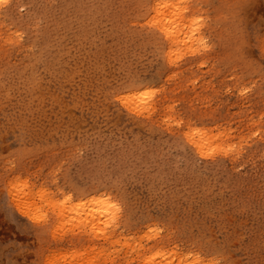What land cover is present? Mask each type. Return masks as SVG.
<instances>
[{"label": "rangeland", "instance_id": "374dc122", "mask_svg": "<svg viewBox=\"0 0 264 264\" xmlns=\"http://www.w3.org/2000/svg\"><path fill=\"white\" fill-rule=\"evenodd\" d=\"M6 1L0 264H264V0H169L175 44L154 0Z\"/></svg>", "mask_w": 264, "mask_h": 264}, {"label": "bare ground", "instance_id": "6f19581e", "mask_svg": "<svg viewBox=\"0 0 264 264\" xmlns=\"http://www.w3.org/2000/svg\"><path fill=\"white\" fill-rule=\"evenodd\" d=\"M7 2V1H6ZM157 3H159L161 6L160 7H157L156 5H157ZM168 3V4H167ZM4 4V3H3ZM169 4H171V2L169 3V0H154L153 1V3H152V5H151V9H152V11L154 12L155 11V16H157V18H158V20H156V18H155V20H156V22H154V23H156L155 25L153 24V22H152V25H153V27L154 28H159L158 30H160V32H162L163 34H164V36L166 37V39L167 40H169V41H171L173 44H175L177 41H180V37H182L181 36V32H182V34H184V32H186L187 30V28H186V26H187V24L186 23H190V21H191V19L189 18V19H187V18H185L184 17V15H183V12H179V11H181L182 9L180 8V9H178L179 8V6H178V8H176V9H178V11L177 10H175L173 7H170V8H173L172 10H174V11H171L172 12V14H170L171 12L169 11L168 13H167V10H169V9H167V7H165L164 5H169ZM170 6V5H169ZM168 6V7H169ZM172 6H174L175 7V5H174V3H172ZM167 9V10H166ZM156 13H157V15H156ZM169 15H167V14ZM158 15H163V17H164V15H165V19L163 18V17H158ZM174 15V16H173ZM151 18V17H150ZM154 18V17H153ZM159 18H160V21H159ZM161 18H163V19H161ZM187 19V20H186ZM151 20V19H150ZM149 20V21H150ZM153 20V19H152ZM190 20V21H189ZM159 21V22H158ZM187 21V22H186ZM151 22V21H150ZM192 22V21H191ZM193 22H194V19H193ZM192 24V26H194V25H196L195 24V22H194V24L193 23H191ZM190 24V25H191ZM192 26H189L188 25V27L191 29V27ZM198 26V25H197ZM195 27L196 29H198V27ZM199 27H200V25H199ZM186 28V29H185ZM195 28L193 27V29H194V31L195 32H197L196 30H195ZM189 29V30H190ZM192 30V29H191ZM199 31V30H198ZM190 32V31H189ZM188 31H187V33H189ZM192 32V31H191ZM187 33H185V34H187ZM193 33V32H192ZM184 34V36H186ZM195 34V33H194ZM194 36H196V35H194ZM194 36L193 37H191V35L190 36H186V38L188 37H191V39L192 38H194ZM198 37V36H197ZM183 38V37H182ZM185 38V37H184ZM183 38V39H184ZM185 38V39H186ZM188 40V39H187ZM195 40V39H194ZM170 42V43H171ZM182 42V41H181ZM188 43V42H187ZM181 44V43H180ZM190 44V43H189ZM182 45V44H181ZM180 45V46H181ZM185 45V44H184ZM169 46V45H168ZM179 46V47H180ZM171 47V46H170ZM178 47V46H177ZM185 47H187V46H185ZM189 47V46H188ZM198 47V46H197ZM172 48V47H171ZM174 48V47H173ZM170 49V48H169ZM187 49V48H186ZM185 49V50H186ZM196 50V49H195ZM192 51V50H191ZM190 51V52H191ZM181 52V51H180ZM184 52V51H183ZM189 52V51H188ZM194 51H192V53H193ZM168 53H170V52H168ZM175 53V52H174ZM179 54V53H178ZM170 55V54H169ZM135 94H138V93H135ZM142 94H140V96H141ZM127 96V95H126ZM128 96H129V94H128ZM133 96V95H132ZM127 97V98H129L127 101L128 102H134V101H136V100H134V101H131V98H134V97ZM138 98V97H137ZM143 99V98H142ZM138 101V100H137ZM136 101V102H137ZM145 101V100H144ZM126 102V101H125ZM124 102V103H125ZM127 103V102H126ZM129 105H131L132 103H128ZM134 104H136V103H134ZM143 105V104H142ZM131 106H133V105H131ZM137 106H139V105H137ZM136 106V107H137ZM141 106V105H140ZM135 107V106H134ZM132 108V107H131ZM138 108V107H137ZM142 108H143V106H142ZM134 109V108H133ZM136 110H138V109H136ZM142 110V109H141ZM202 131V130H201ZM204 132V131H203ZM194 134V132L192 133V134H190V136H192ZM198 134V133H197ZM202 134V133H201ZM208 136V135H207ZM195 137V136H194ZM196 137H197V135H196ZM200 137H202L201 135L199 136L198 135V138H194L193 140H192V143L198 148V150H201L202 149V146L200 145V143L202 144V142H204V144L205 143H207L208 141H204V140H206L207 138L205 137V135L203 136V137H205L204 138V140H202L203 139V137L202 138H200ZM210 138V137H209ZM199 140H200V142H199ZM217 140V139H216ZM212 141V140H211ZM215 142H217V141H215ZM209 143V142H208ZM210 144V143H209ZM203 145V144H202ZM212 145V144H211ZM210 145V146H211ZM215 145H216V143H215ZM205 145H203V147H204ZM214 146V145H213ZM221 146V148H222V145H220ZM205 148V147H204ZM216 148H217V146H216ZM213 149V148H212ZM220 149V148H219ZM218 149V150H219ZM208 150H210V149H208ZM215 150H217V149H215ZM222 150H224L223 148H222ZM210 151H213V150H210ZM200 152V151H199ZM205 152V151H204ZM224 152H226V151H224ZM201 154V153H200ZM203 155V154H202ZM213 155V154H212ZM91 196V195H90ZM109 198V197H108ZM94 200H95V198L94 197H92L90 200H88V201H86V202H84L83 204H82V206H80V209H83L84 210V212L86 213L85 214V216L86 217H82V218H87L86 220H85V222L88 224V223H91V222H95V221H97V220H101V219H104V217L106 218V215H108V214H111V213H115V212H113V207H112V203L110 202V201H106V202H102V201H96L95 203H94ZM91 202H93V203H91ZM93 205V206H91V207H89L90 205ZM116 205V204H115ZM89 207V208H88ZM78 209V208H77ZM85 210H87V212L85 211ZM71 212H73V209H71V210H67V211H64L63 212V214H61V216L64 218V217H67V216H69V214L71 213ZM80 212H81V210H80ZM83 212V213H84ZM79 213V212H78ZM82 213V214H83ZM77 215V214H76ZM81 216V215H80ZM109 217V216H108ZM111 217V216H110ZM89 222H88V221ZM84 222V223H85ZM86 224V225H87ZM106 225V224H105ZM95 226H96V224H95ZM94 228V227H93ZM92 228V229H93ZM96 228V227H95ZM100 228V227H99ZM108 228V227H107ZM98 229V228H97ZM99 231V230H98ZM96 233V232H95ZM94 232H93V234H95Z\"/></svg>", "mask_w": 264, "mask_h": 264}, {"label": "clouds", "instance_id": "9594fccd", "mask_svg": "<svg viewBox=\"0 0 264 264\" xmlns=\"http://www.w3.org/2000/svg\"><path fill=\"white\" fill-rule=\"evenodd\" d=\"M220 2L228 9L227 15L218 17L220 20L236 23L241 18V13L246 4V0H220ZM229 37L233 39L234 49L242 52L246 47V40L239 30L229 32Z\"/></svg>", "mask_w": 264, "mask_h": 264}, {"label": "snow or ice", "instance_id": "6c2138e0", "mask_svg": "<svg viewBox=\"0 0 264 264\" xmlns=\"http://www.w3.org/2000/svg\"><path fill=\"white\" fill-rule=\"evenodd\" d=\"M6 3V0H0V4ZM157 7H160L161 5L159 3H157L156 5ZM165 7H168L169 5H164ZM185 11H188L187 8H185ZM262 48H264V46H262ZM112 207H116V205H112ZM37 221H39L40 218H35ZM47 264H58V262L56 260H52L49 259L47 261ZM89 264H92V262H89Z\"/></svg>", "mask_w": 264, "mask_h": 264}]
</instances>
